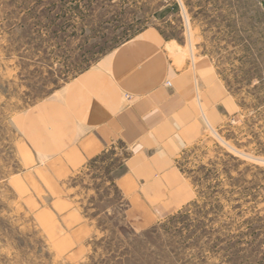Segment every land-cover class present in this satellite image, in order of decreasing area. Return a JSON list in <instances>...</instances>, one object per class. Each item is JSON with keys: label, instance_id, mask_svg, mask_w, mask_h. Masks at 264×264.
I'll list each match as a JSON object with an SVG mask.
<instances>
[{"label": "rangeland", "instance_id": "1", "mask_svg": "<svg viewBox=\"0 0 264 264\" xmlns=\"http://www.w3.org/2000/svg\"><path fill=\"white\" fill-rule=\"evenodd\" d=\"M148 28L233 105L146 200L118 181L125 147L42 160L25 125ZM0 264H264V0H0Z\"/></svg>", "mask_w": 264, "mask_h": 264}, {"label": "crops", "instance_id": "2", "mask_svg": "<svg viewBox=\"0 0 264 264\" xmlns=\"http://www.w3.org/2000/svg\"><path fill=\"white\" fill-rule=\"evenodd\" d=\"M170 45L145 29L37 104L25 125L36 156L82 162L120 145L130 151L118 179L129 197L176 187V156L200 139L221 101L233 102L205 64L177 69Z\"/></svg>", "mask_w": 264, "mask_h": 264}]
</instances>
